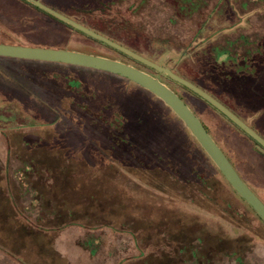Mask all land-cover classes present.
I'll return each instance as SVG.
<instances>
[{
  "label": "rangeland",
  "instance_id": "374dc122",
  "mask_svg": "<svg viewBox=\"0 0 264 264\" xmlns=\"http://www.w3.org/2000/svg\"><path fill=\"white\" fill-rule=\"evenodd\" d=\"M44 1L104 31L107 20L115 21L122 28L116 33L119 39L160 66L207 80L249 126L264 135V0H230L229 6L225 0H202L203 8L187 18H182L174 0ZM216 8L225 9L210 15ZM125 20L130 22L126 27ZM56 30L62 32V38H55ZM15 34L25 41L59 40L74 51L95 46L78 32L47 24L19 0H0V40ZM242 36H251L262 45L250 61L252 76L225 66L222 62L227 55L216 56L217 47H226L227 42ZM245 50L235 46L240 64ZM147 71L182 95L264 201V151L205 100L168 75ZM98 150L111 160L106 162ZM207 155L165 103L121 76L62 63L0 59V240L28 264H135L143 256L156 257L155 233H142L137 240L133 224L136 216L151 220L163 213L167 219L181 221L193 217L199 230L226 238V248L212 256L211 264H264V224L230 192ZM48 159L53 176L44 164ZM74 161L81 162L79 168L70 167ZM108 163L119 169L108 171L114 197L123 193L113 199V206L124 212L113 218L117 228L72 223L57 228L52 236L38 230L30 233L27 223L46 229L58 225L52 216L62 205L58 198L65 202L78 191L86 193L95 180L111 183L104 173ZM145 172L158 173L161 181L174 178L178 184L192 187L199 186L201 178L210 180L239 209L241 217L228 224L197 210L189 204L195 201L192 192L186 194L189 203L171 201L142 177ZM52 185L62 190L50 191ZM110 185L91 195V203L109 207ZM86 195L80 206L88 203ZM14 205L20 211L18 221ZM107 214L102 210L100 218L81 215L95 224L102 217L103 222L113 220ZM122 222L127 223L126 228L120 226ZM240 236L245 238L238 247L241 241L231 238ZM234 246L240 254L233 252ZM0 264L21 263L0 249Z\"/></svg>",
  "mask_w": 264,
  "mask_h": 264
},
{
  "label": "trees",
  "instance_id": "16d2710c",
  "mask_svg": "<svg viewBox=\"0 0 264 264\" xmlns=\"http://www.w3.org/2000/svg\"><path fill=\"white\" fill-rule=\"evenodd\" d=\"M19 1L22 2L23 4H25L26 6H28L29 8H31L32 10L36 11L38 14H40V16L43 17V20H45L47 24L55 25L58 29H62V30L63 29H69V30L78 32L79 34L85 36L86 38H88L90 41H92L95 44V46L93 48H90L88 50H76V51L85 52V53H89V54H94V55H99V56H104V57H108L111 59L119 60V61L124 62L126 64L132 65V66H134V67H136L142 71H146V72L150 73L152 76H155L157 78H159V77L157 75L147 71V69L151 70L152 72H156V74L162 73V72H159L156 69H154V68L130 57L129 55H127V54H125V53H123V52H121V51H119V50L95 39V38L88 36L87 34L77 30L76 28H74L71 25L67 24L66 22L60 20L59 18L55 17L54 15L46 12L45 10H43L39 7H37L35 4H33L27 0H19ZM38 1L42 2L43 4L47 5L48 7L52 8V9H54V10H56V11H58L64 15L74 19L75 21L83 24L84 26H86L90 29H93L94 31L110 38L111 40H113L119 44H122V45L132 49L133 51L143 55L138 49L132 47L131 45H129L128 43H126L125 41H123L117 37L116 33H118L122 28H121V26H117L114 23L115 21L107 20V23H108V24H106L107 30L104 31V30L100 29L99 27L91 26L88 23L83 22V21L75 18L74 16H72L70 14H67V13L61 11L60 9L55 7L54 5L47 3L44 0H38ZM174 3L177 4V6H176L177 11L181 12V14L184 15V16H182V18L190 17L192 14L200 11L204 5L201 0H174ZM129 24H130V22H128L127 20L124 21L125 27ZM203 26H202L201 30L203 29ZM116 27H118V28H116ZM61 33H62L61 31L56 30L54 35L57 37H55V38L56 39H58L59 37L62 38ZM20 36H22V35H16L15 34L14 36H11L9 38L8 37L3 38L2 40H0V43L17 44V45L34 46V47H46V48H55V49L75 50V49H70L66 45L62 44L59 40H57L56 43L55 42L50 43V42H46V41L45 42H43V41L38 42V41H33V40L32 41H25ZM196 38L199 39L198 35ZM196 42H197V40L194 43H196ZM229 45L226 47H217L218 54L216 56L221 55V54H225L228 56V59H229L231 57V53L229 51ZM194 47L196 48V46H194ZM102 50H105L108 53L102 52ZM0 59L22 60V59L2 57V56H0ZM36 62H38V61H36ZM48 63H50V62H48ZM224 65L227 66L228 68L229 67L232 68L231 64H224ZM93 70H95V69H93ZM173 71L176 74L180 75L181 77L192 82L193 84L199 86L200 88H202L203 90H205L206 92L211 94L212 96H214L221 103H223L226 107H228L230 110H232L235 114H237L240 118L243 119V117L237 111V109L232 107L223 98H221L218 94L215 93V92H218V89L216 87H214L212 84H210L207 80H205L203 78L197 79V78L189 77L183 73H180L179 71H175V70H173ZM109 74H111V73H109ZM162 74H164V73H162ZM112 75H114V74H112ZM115 76H118V75H115ZM167 77H169V76H167ZM170 79L172 81H174L176 84L180 85L182 88H184L187 91H189V92L197 95L198 97H200L198 94H196L195 92H193L189 88H187L184 85L176 82L172 78H170ZM126 80H128V79H126ZM128 81H130V80H128ZM131 83H133V82H131ZM133 84H135V83H133ZM135 85H137V84H135ZM137 86H139V85H137ZM139 87H141V86H139ZM142 89L145 90L146 92H148L149 94H151L152 96H154L155 98H157L154 94H152L148 90H146L144 88H142ZM173 90L186 102V100L182 97L181 94H179L175 89H173ZM200 98H202V97H200ZM157 99L159 101L163 102L159 98H157ZM206 102L209 103L208 101H206ZM210 105H212V104H210ZM212 107L214 109H216L217 111H219L224 117H226L234 125H236L241 131H243V133L246 134V136L249 137V139H251L254 142V144L257 147L261 148L264 151V146H262L254 138H252L250 135H248L244 130H242L235 122H233L230 118H228L220 110H218L213 105H212ZM243 120L245 121V119H243ZM201 121L205 125L207 131L215 139V141L218 143V145L223 149V151L225 152L227 157L230 159L231 163L234 165L236 170L239 172V170L237 169V166L234 163L231 156L220 145L219 141L213 136V134L210 131L207 124L202 119H201ZM250 127L253 128L255 131H257L264 138V135L256 127H254L252 124L250 125ZM197 144L201 147V145L198 142H197ZM201 149L203 150V152H205L202 147H201ZM99 153L102 154V156L104 157L106 162H109V160H111L109 157H106V155H104L102 152L99 151ZM92 154L93 153L90 154L92 157L91 156L88 157V159L90 161L93 159ZM205 154H207V153L205 152ZM49 163H50L49 159L46 162H44V164L47 165V167H48L46 170L50 172L51 176H53V174H52L54 172V170L52 168L53 166L50 165ZM80 163L77 161H74L72 163L73 165L70 164V167L75 168V169H76V167L79 168ZM31 164H34V163L31 162ZM34 166L36 168L38 167L36 165H34ZM89 166L91 169L94 168V167L92 168L91 164ZM107 167L108 168H104V171H105L104 173H106L108 175V178L111 181V183L109 181H106V180L103 183H100L99 181L95 180V181L91 182L92 186L90 187L89 191H86V193L83 191H78V194H75V195L73 194L72 196H67V199H66L67 201H65V202L61 198H58V201H61L62 205H58L59 206L58 209L53 211V214H52V216L54 217V219L56 220L58 225L55 227H51V228L46 229L45 226H42L43 227L42 228L40 226L34 225L33 222H32L33 224L27 223L28 226L30 227V230H29L30 233H33L34 230H38L39 232H41L43 234H46L48 236H50V235L52 236L58 232V231H55V230H57V228L61 227L60 228V230H61L62 228L66 227L67 225H69V224L71 225L72 223L83 225V226H88V227H93V228H96V227L117 228L118 226L115 224L116 220L114 221V219H118V216H119L118 213L120 211L122 212L123 210H122V208H118V207L115 208L113 206L115 204L113 199L119 198L123 193L121 192L118 196L116 195L117 193H115V197H114L115 186L113 184V179L110 177V174L108 173V171L109 170L110 171H115V170L117 171L118 168L114 164L111 165L109 163L107 164ZM218 172H219V175L221 176V178L223 179L224 184L230 189V192L237 199H239L242 203H244L247 206V208L252 213H254L255 216L264 224V220L231 187V185L226 181V179L224 178V176L221 174V172L219 170H218ZM145 173L146 174L143 175L142 177L147 179L151 185H154L159 190H162L166 196H170L171 201L174 199H181L185 203H189L188 202L189 199H186V194H189L190 192H192L194 194V196H192V197L195 199V201H191L189 204L192 205L197 210L213 214L216 217L222 219L224 222H226V223L229 222L228 224H234L236 222V220H238L241 217V213H240L239 209L236 206H234L230 200L224 198V196L219 192V186L212 183L210 180H206L205 178H201L200 179V185L196 186V187H192L190 185L178 184V182L174 178H167V180H164V181L158 180L159 174L156 172H153L152 174H149L148 172H145ZM239 174L241 175L240 172H239ZM241 177L243 178L242 175H241ZM104 185L112 186L111 188H109V191H111L110 192L111 199H110L109 207L107 206L106 208L104 207V205L91 203V198H90L91 195H95L98 193L99 188L102 189V187H105ZM249 186L251 187V185H249ZM59 188H61V186H59V185L49 186L50 191H53L56 193H58L59 191L62 190V189L59 190ZM194 188H196V189H194ZM57 190H59V191L57 192ZM253 191L256 193V191L254 189H253ZM85 194H87L86 198L88 197L89 201L87 204H83L82 206H80V202L85 197ZM44 201H46V198ZM77 202H78V204H77ZM82 203H84V202H82ZM169 205L171 206V205H175V204L169 203ZM171 207H173V206H171ZM175 207H177V206L175 205ZM13 208L16 211L14 219L18 221L19 217H20V211L17 210V207L15 205ZM42 209H44L46 212L48 211L47 209H45V207H42ZM170 209L173 210V208H170ZM102 210L108 214H111V216H108V217L106 216L107 218H112V219L114 218V219L110 220V222H103L104 218L102 217L101 219H99V221H97V223L91 224L92 223L91 221H85L81 215V214H84V215H87V214L92 215L93 214V215H96L98 218H100V213ZM48 212H50V211H48ZM49 214H51V212ZM122 215H124V212H122ZM129 215L131 216L134 214L129 213ZM164 216H166V214L163 213V214H161V216L160 215L158 216V219L153 218L151 220H149V219L141 220V219H138V217L136 216V218H135L136 221L134 222L135 224H133V225H136V227H137L136 230H138V231L135 232V234H134L135 237L137 238V240H139V235H142V233H147V232L155 233V235H154L155 241H156L155 245H156L159 253H158V256L153 257V258L143 256L142 260H138V262L135 264H211L212 256L221 253L226 248V244H225L226 238L220 237L221 234H219V233L215 234V233H212L210 231H207L206 229L199 230L197 228L195 218L185 216L184 220L181 221V220H178L177 218H174V217L167 219V217H164ZM193 216H195V215H193ZM2 217L3 216L1 214L0 218H2ZM107 218H105V220H107ZM157 220H158V222H156ZM124 224L125 223L122 222L120 224V226L122 228H126L127 223H126V225H124ZM47 230H50L52 232L50 234H47L46 233ZM158 232H159V234H158ZM244 238H245L244 236H240L237 238H231V241H233V242H234V240L239 241V242L241 241V244H239V246H238V247H240L244 243V240H243ZM27 241L28 240H26L25 243H27ZM0 249L2 251H5L8 255L12 256L16 260H18L21 264H28L22 256L17 255L14 252H12L8 247H6L1 242V240H0ZM233 252L240 254L239 250L236 252L235 246H234Z\"/></svg>",
  "mask_w": 264,
  "mask_h": 264
},
{
  "label": "water",
  "instance_id": "95a60500",
  "mask_svg": "<svg viewBox=\"0 0 264 264\" xmlns=\"http://www.w3.org/2000/svg\"><path fill=\"white\" fill-rule=\"evenodd\" d=\"M46 12L54 15L77 30L95 38L130 57L168 75L176 82L189 88L204 100L208 101L242 130L264 146V138L253 128H251L242 118L226 107L214 96L193 84L187 79L176 74L168 67L160 66L147 57L133 51L132 49L119 44L110 38L90 29L74 19L48 7L38 0H27ZM0 56L24 60H34L42 62L62 63L67 65L85 67L108 72L121 76L131 82L141 86L162 100L185 124L191 134L208 154L214 164L231 187L250 205L253 210L264 220V201L253 191L248 183L241 177L223 149L207 131L201 119L189 107V105L169 86L161 82L158 78L144 72L132 65L119 60L104 56L89 54L80 51L55 49L46 47H34L17 44L0 43Z\"/></svg>",
  "mask_w": 264,
  "mask_h": 264
},
{
  "label": "flooded vegetation",
  "instance_id": "af4514ba",
  "mask_svg": "<svg viewBox=\"0 0 264 264\" xmlns=\"http://www.w3.org/2000/svg\"><path fill=\"white\" fill-rule=\"evenodd\" d=\"M202 1V0H201ZM227 3V6L230 5V0H225ZM234 1V0H233ZM203 3V1H202ZM204 4V3H203ZM223 6V5H222ZM225 6V8L227 7ZM221 8H216L211 12L210 15H219V11H223ZM230 44V45H229ZM227 45H229V51L231 53V57L228 59V56H226L225 61H223V64H231L232 68L237 73H245L247 75L252 76L253 75V69L250 67L251 60H253V55L258 54L262 50V45L258 44V42L253 41L251 36H242L240 39H238L236 42H227ZM235 46L238 48L243 47L245 48L246 56H244L243 63L240 64V57L238 56L237 52L235 51Z\"/></svg>",
  "mask_w": 264,
  "mask_h": 264
}]
</instances>
